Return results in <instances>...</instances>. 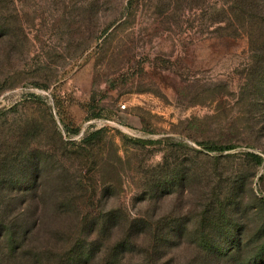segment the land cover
<instances>
[{
  "label": "rangeland",
  "instance_id": "374dc122",
  "mask_svg": "<svg viewBox=\"0 0 264 264\" xmlns=\"http://www.w3.org/2000/svg\"><path fill=\"white\" fill-rule=\"evenodd\" d=\"M1 233L0 264L260 248L264 0H0Z\"/></svg>",
  "mask_w": 264,
  "mask_h": 264
},
{
  "label": "trees",
  "instance_id": "16d2710c",
  "mask_svg": "<svg viewBox=\"0 0 264 264\" xmlns=\"http://www.w3.org/2000/svg\"><path fill=\"white\" fill-rule=\"evenodd\" d=\"M134 227V225L129 226V238L120 246L121 252L131 247L134 248V245L141 246L144 244L143 242L135 243L136 241L133 240L134 237H130L133 236L132 230L135 229ZM4 233L8 234V232ZM4 233L0 234V239L2 240L7 237ZM151 240L153 242L156 256L158 257V254L161 255V252L164 250L162 259L168 257L170 264H174L176 257L172 251L184 244L196 245L197 249L203 252V258H201L202 264H264V243L260 248H255L252 241L244 242L245 240L243 239L235 240V238L232 239L225 233L211 238H207L204 235L198 238H188L187 236L182 235L167 238L152 237ZM226 245L230 246L228 247L229 250L223 252V247ZM23 253L24 252L20 254ZM28 258L30 257L28 256ZM2 259L5 261L6 257L3 258L2 256ZM122 261H125V258H121L120 256V262ZM196 261L197 260L193 259L189 264H195Z\"/></svg>",
  "mask_w": 264,
  "mask_h": 264
}]
</instances>
